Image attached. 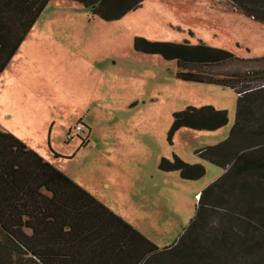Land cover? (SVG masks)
Returning a JSON list of instances; mask_svg holds the SVG:
<instances>
[{"label": "rangeland", "instance_id": "374dc122", "mask_svg": "<svg viewBox=\"0 0 264 264\" xmlns=\"http://www.w3.org/2000/svg\"><path fill=\"white\" fill-rule=\"evenodd\" d=\"M43 25L59 29L72 53L66 59L67 75L51 77L53 88L61 84L65 90L58 102L63 110L57 115L67 118V126L59 141H46L41 151L160 248L173 245L196 214L197 192L223 170L198 151L228 138L236 123L239 94L229 86L178 78L176 60L137 50L135 39L204 42L238 57H263L264 21L230 0H144L113 20L74 0H51L37 20V27ZM81 56L88 59L85 64L78 60ZM97 67L110 72L101 75ZM248 68L257 71L247 76ZM208 69L238 72V79L249 78L251 85L264 81V61L245 65L233 60ZM87 87L99 92L100 106L87 115L92 131L86 128L77 134L73 129L74 137L68 139L72 122L83 114ZM206 105L226 110L228 123L216 130L182 127L171 134L175 112ZM262 123L258 114L253 127ZM250 152L264 155V144ZM174 155L189 164H203L205 174L184 179L178 170L163 171L161 159L174 160ZM253 175L248 177L255 179ZM233 181L227 180L220 203L198 230L200 245L193 253L202 264H257L263 255L253 245L264 235V193L247 207L230 187ZM172 251L163 252L162 261L150 258L142 264H182ZM0 264L38 263L12 252L0 234Z\"/></svg>", "mask_w": 264, "mask_h": 264}, {"label": "trees", "instance_id": "16d2710c", "mask_svg": "<svg viewBox=\"0 0 264 264\" xmlns=\"http://www.w3.org/2000/svg\"><path fill=\"white\" fill-rule=\"evenodd\" d=\"M50 1L0 0V72ZM74 1L90 7L93 14L103 19L113 20L136 9L144 0ZM230 1L237 9L264 21V0ZM258 8L263 11L259 13ZM135 47L176 60V75L180 79L229 86L236 92L240 83L249 86V78L238 79V72L211 73L208 68L233 60L245 65L264 61V56L238 57L204 42L176 43L137 37ZM256 71L248 68L246 74L252 76ZM258 114L264 121V90L255 89L239 96L236 123L228 138L198 151L227 171L199 193L195 216L178 240L163 248L15 135L0 130V234L12 252L38 264H114L113 258L118 257L120 261L131 262L126 264H142L150 258L162 261L161 254L167 250H173L182 264H202L193 253L200 245L198 230L204 227L211 209L220 203V192H225L227 180L233 177L235 185L230 187H235L247 207L252 208L263 196L264 155L255 156L250 152L264 144V123L253 127ZM228 121L226 110L211 105L189 106L174 113L171 134L182 127L216 130ZM159 166L165 171L178 170L187 179H197L206 172L203 164H189L178 155H174V160L162 158ZM253 174L255 179H250ZM253 247L263 250L257 264H264V235Z\"/></svg>", "mask_w": 264, "mask_h": 264}, {"label": "crops", "instance_id": "0c3cea01", "mask_svg": "<svg viewBox=\"0 0 264 264\" xmlns=\"http://www.w3.org/2000/svg\"><path fill=\"white\" fill-rule=\"evenodd\" d=\"M64 36L65 35L60 33L59 29H50L45 25L37 27L36 21L5 68L0 72V130L15 135L29 148L39 153L45 161L62 171L81 188L105 205L110 211L121 217L108 207L96 192L81 185L76 178L65 173L61 166L52 159L46 158L45 154L41 151V147L46 141H49L50 144H52L53 141H59L61 139V134L67 126V122H65L67 118L62 119L63 115L61 117L57 115L63 110L58 102L60 100L59 98L62 97L61 94L65 90L61 84H58L56 87L57 89L53 88L51 82V77L58 75L66 76L69 70L66 59L70 52L72 53V48L69 47ZM250 57L258 56L243 58ZM78 60H81L82 64L88 61V59L83 56ZM88 64L90 65L89 62ZM93 67L94 64L91 65V68ZM78 68H80L81 71L83 66L79 65ZM98 68L99 67L95 70L97 73H101V75L104 72H110L108 68L104 69L100 67L99 70ZM86 89L87 91L85 94L87 99L83 114L78 121L72 122V127H70L71 129H69L68 133L72 132L75 125L81 122L84 123L85 129L89 128L92 131L93 126L88 121L87 115L91 110L94 108L98 109L100 106L98 102L99 92L92 87H87ZM81 110H83L82 107L80 108V111ZM72 113L73 112L69 113V115L72 116ZM104 139L111 143V138L104 137ZM57 154H62V152L58 151ZM222 168L223 170L216 172L215 177L219 178L226 173L227 168ZM201 192L202 191L199 190L197 195L199 196ZM121 218L129 223L123 217ZM132 227L136 229L134 226ZM136 230L139 231L138 229ZM139 232L143 234L141 231ZM143 235L147 237L145 234ZM148 239L151 240L150 238ZM112 262L114 264L131 263L125 260L120 261V257H118L117 260L113 258Z\"/></svg>", "mask_w": 264, "mask_h": 264}, {"label": "built area", "instance_id": "2783aa9c", "mask_svg": "<svg viewBox=\"0 0 264 264\" xmlns=\"http://www.w3.org/2000/svg\"><path fill=\"white\" fill-rule=\"evenodd\" d=\"M253 83H248L249 86H247L246 84L244 83H240L236 89H237V93L239 94V96H243L246 92H249V91H252V90H255V89H262L264 88V81L258 83L257 85H251ZM235 90V89H234ZM85 129V125L84 123H78L75 125L74 127V130L77 132V133H81L83 132V130ZM74 136V134L72 132H69L67 134V138L68 139H72Z\"/></svg>", "mask_w": 264, "mask_h": 264}]
</instances>
